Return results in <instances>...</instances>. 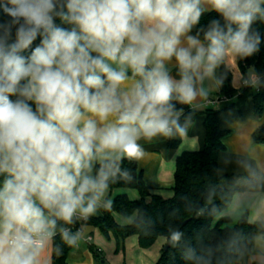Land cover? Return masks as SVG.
<instances>
[{"label":"clouds","instance_id":"1","mask_svg":"<svg viewBox=\"0 0 264 264\" xmlns=\"http://www.w3.org/2000/svg\"><path fill=\"white\" fill-rule=\"evenodd\" d=\"M205 2L224 21H211L207 43L190 35ZM58 4L0 0V264H46L57 220L94 213L139 139L183 132L172 101L204 95L198 84L226 53L253 54L264 18V0Z\"/></svg>","mask_w":264,"mask_h":264},{"label":"trees","instance_id":"2","mask_svg":"<svg viewBox=\"0 0 264 264\" xmlns=\"http://www.w3.org/2000/svg\"><path fill=\"white\" fill-rule=\"evenodd\" d=\"M63 2L64 0H59V4ZM6 19L0 15V20ZM214 19L224 23L215 10H205L191 33L207 43L204 40V32ZM56 23L61 24L58 17ZM61 26L71 27L66 24ZM250 31L259 34L257 50L250 56L238 55V64L245 80H251V76L255 75L260 81L254 86H245L241 94L251 92L253 111L255 115L262 116L264 114V18L258 16ZM39 42L40 37H37L33 47ZM219 65L220 96L234 98L238 91L233 87V75L225 62L222 61ZM172 103L177 112H182L178 120L180 127L204 116L206 129L203 148L199 151L184 152L177 158L174 196L166 199L153 194L143 179L137 156L123 158L119 161L120 171L114 179L109 180L108 188L137 189L140 199L132 200L126 194L118 195L114 199L112 208L98 206L100 214L89 215L85 221H77L74 218L73 222L68 224L57 220L56 236L51 243L52 264H65L76 246V240L73 243L68 242V239L74 237L72 233L65 237L63 230L67 228L92 226L98 228L107 238L114 235L119 242L136 234L140 246L146 248L163 237L166 239V244L171 242V246L167 251L163 248L157 264H234L238 260V248L247 236L264 235V222L251 223L247 215H244L234 226H224L228 222L227 218H220L215 223V220L230 206L235 192L223 186L226 177L221 176L218 169L219 157L226 149L223 139L229 132L221 128L223 110L207 108L204 111H197L192 109L190 104L175 99ZM175 131L176 129L173 133ZM253 142L264 144V123L254 132ZM171 145L176 146L177 142H172ZM5 179L6 175H0V187ZM201 201L203 206L198 211L196 206ZM114 211L122 215L136 211L137 218L132 225L121 226L113 216ZM176 232L180 233V237L179 240L174 241L172 236Z\"/></svg>","mask_w":264,"mask_h":264},{"label":"crops","instance_id":"3","mask_svg":"<svg viewBox=\"0 0 264 264\" xmlns=\"http://www.w3.org/2000/svg\"><path fill=\"white\" fill-rule=\"evenodd\" d=\"M202 7L207 11L213 10L207 2L203 3ZM3 22L0 20V23ZM190 35L196 36L193 33ZM222 61L233 75V87L238 94L234 98L221 100L218 65L212 75L206 77L202 84H198V88H203L204 95L197 96L190 104L191 108L197 111L207 108L223 110L221 128L229 131L223 139L226 149L219 157L218 169L219 174L226 177L223 186L235 192L230 206L215 223L220 218H227L228 222L224 226H234L244 215H247L251 223L264 222V144L253 142L254 132L264 123V114L255 115L251 92L241 94L245 79L238 64V55L228 52ZM168 67L170 73L178 79L175 62H170ZM207 101L216 102L206 106ZM178 113L180 117L182 112ZM181 128L183 132L176 130L170 136L158 135L151 139L138 140L141 153L136 159L143 179L153 194L166 199L171 198L173 194L177 158L184 152L199 151L204 146V116ZM171 138L172 142H177L176 146L171 145ZM111 194L112 197L122 194H126L130 199L137 197V193L130 188L113 190ZM99 214L97 207L91 215ZM83 230L85 236H93V245H88L82 239L76 241L67 264L93 263L102 254V249L94 244L95 231L98 229L84 226ZM237 255L238 260L234 264H264V235L247 236L239 246ZM42 260L46 264H52V244L46 247Z\"/></svg>","mask_w":264,"mask_h":264},{"label":"rangeland","instance_id":"4","mask_svg":"<svg viewBox=\"0 0 264 264\" xmlns=\"http://www.w3.org/2000/svg\"><path fill=\"white\" fill-rule=\"evenodd\" d=\"M118 189L121 188H108L105 196L102 198L100 207H105V203H110V206L106 208H112L116 195L112 197L111 191ZM131 190L137 193V197L131 199H140L141 196L139 191L133 188H131ZM173 196L174 190L172 197ZM113 214L117 223L121 226H130L137 218L136 211L129 215H122L121 213L116 211H114ZM98 230L95 231L94 244L98 248L102 249V254H100V256L96 258L95 262H82V264H157L166 242V239L161 237L156 241L154 245L146 248L140 246L138 236L136 234H132L125 239H121L119 242L114 235H111L110 238H107L102 234L100 230Z\"/></svg>","mask_w":264,"mask_h":264},{"label":"built area","instance_id":"5","mask_svg":"<svg viewBox=\"0 0 264 264\" xmlns=\"http://www.w3.org/2000/svg\"><path fill=\"white\" fill-rule=\"evenodd\" d=\"M259 81H260V78L258 76H254L253 78H251V80H245L244 85L245 86H247V85L254 86V85L258 84ZM227 99L228 98H226V97H221V100H227ZM215 102L216 101H207L205 104H206V106H209V105L215 104ZM87 218H88V216L85 218V217L79 216V214L77 215V217H75V219L77 221H85V220H87ZM66 230H67V234H69V233L73 234L76 241H79L82 239L88 245H93L92 244L93 243V236L92 235L85 236L84 230L82 227H78L76 229L67 228ZM55 236H56V233L54 234V236L52 237L51 241L49 242V244L47 246H49L52 243Z\"/></svg>","mask_w":264,"mask_h":264},{"label":"water","instance_id":"6","mask_svg":"<svg viewBox=\"0 0 264 264\" xmlns=\"http://www.w3.org/2000/svg\"><path fill=\"white\" fill-rule=\"evenodd\" d=\"M202 201L196 206V209L198 210V211H200L201 209H202ZM184 224H186V222L184 223ZM171 246V242H167V244L165 245V247H164V250L165 251H167L168 249H169V247Z\"/></svg>","mask_w":264,"mask_h":264}]
</instances>
